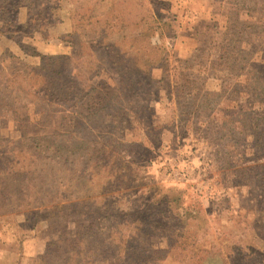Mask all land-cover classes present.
<instances>
[{
	"label": "rangeland",
	"instance_id": "1",
	"mask_svg": "<svg viewBox=\"0 0 264 264\" xmlns=\"http://www.w3.org/2000/svg\"><path fill=\"white\" fill-rule=\"evenodd\" d=\"M0 1V200L19 197L18 168L30 163L27 197L0 214V264L38 263L64 233L62 220L39 218L63 195L88 198L82 176L96 163L106 165L96 172L95 195L111 182L99 202L128 214L138 208L148 222L167 196L171 213L185 223L157 220L176 226L162 230L173 239L184 236L170 249L158 243L164 257L147 264H220L233 246L264 252V169L240 173L253 161L264 163V157L254 160L264 155V123L257 121L264 118V0H102L91 16L98 0H54L51 17L29 0L22 6ZM120 21L131 24L124 30ZM136 22L146 39L139 51L149 69L144 84L132 76L127 44L121 45L127 67L113 68L96 43L101 33L108 34L106 42L129 36ZM42 56L68 57L47 63L43 73L56 68L63 84L73 77L72 108L70 101H51L54 89L32 90L39 80L29 71ZM10 160L18 163L14 179L4 174ZM56 183L60 190L53 189ZM80 210L88 211H70L71 220L87 225L92 219ZM131 228L121 226V235ZM74 232L68 224V234ZM112 235L116 243L119 236Z\"/></svg>",
	"mask_w": 264,
	"mask_h": 264
},
{
	"label": "trees",
	"instance_id": "2",
	"mask_svg": "<svg viewBox=\"0 0 264 264\" xmlns=\"http://www.w3.org/2000/svg\"><path fill=\"white\" fill-rule=\"evenodd\" d=\"M102 0H98L94 3V6L90 8L88 11L93 14V11L96 10L98 2ZM1 2V1H0ZM25 1L20 0L19 2L14 3L15 6H22ZM54 0H29L28 4L36 8H41L42 12L44 11V7L47 8V12L44 13L45 16L51 17L54 11V7L52 3ZM28 5V6H29ZM244 7H237L236 11L243 10ZM28 11V9H27ZM264 14V13H263ZM28 16V23L30 26H33V22H35V17L30 14ZM3 18V17H1ZM119 26L126 29L128 27L129 22L120 21ZM37 26V25H36ZM134 29L129 36H122L119 39L106 42L105 39L108 37L107 33H101L98 35V39L96 43L98 44V48L105 49L107 51L108 58L110 60V64L113 68L126 66L125 56L127 53L123 51L121 45L127 44L128 48L134 54L133 61V70H134V78L140 79L143 82L147 79L144 76V73H148L149 69L143 68L141 65L140 58H144L139 56V51L142 53L141 45L144 41H146L145 36L139 30V22L134 23ZM108 28H112L111 25ZM107 28V29H108ZM76 32H72L70 36H74ZM162 33L158 32V35L161 36ZM64 59H68L66 56H42L40 64L37 67H33L29 74L31 79H37L39 81L37 84L33 82L31 85L32 90H39L40 93H45L47 90L54 89V96L51 97V101L58 100L62 103L71 102L70 108L74 106L76 103L75 92L76 88L72 83L73 77L69 75V81L66 83H61V78L63 76V72L56 71L54 68L50 75H45L43 72L45 70V65L47 63H55L62 61ZM144 61V60H143ZM122 72V71H121ZM145 80H144V79ZM150 76L148 80H150ZM139 82H135V85H138ZM74 110V109H70ZM16 120V119H14ZM74 121H77L74 118ZM257 121H261L264 123V118L257 119ZM259 139V138H258ZM260 140V139H259ZM256 149H258L256 154H261L262 150L260 149L262 145L256 143ZM260 146V147H259ZM57 153L61 152L60 145L57 146ZM254 160H260L264 157L261 155L259 158L254 156ZM100 161L104 162L105 159H101ZM255 165H247L245 167L240 168V173L244 172L245 169H264V163H257L253 161ZM1 164V162H0ZM6 169L4 174L8 175L9 178L14 179L11 174L13 168H16L14 165L18 166L17 162L13 160L7 161ZM26 165L30 166V163L25 162L22 166V169L18 168L19 174L18 177H21V180L18 181L19 189L17 194L19 197L17 199H9L4 198L0 200V214H6L10 212L7 206H13L16 202H23L25 197H27V192L30 188V183L27 182L28 171L25 168ZM106 164L99 165L96 163L92 170L87 169V173L82 176L86 185L90 187L89 197H78L75 199H71L65 195H63L59 201L48 208L47 214L43 217H40L39 220H46L47 223L54 218L60 219L63 222L64 233L56 240L50 242L48 246H46L41 254L37 256L38 263L37 264H147L148 262H152L153 260H161L164 256H162L161 252H165V248L170 249L176 246L178 243H181V239L183 236L181 234L176 235L177 240L173 239L170 232L165 233L162 230L166 228L169 230L176 225L183 226L185 223H178V220L171 213V206L173 201L167 196H162L161 199L158 200V205L154 207L153 212H150L149 221H144V213L138 208L134 209V212L128 214V212L122 208L121 206L110 207L104 201H98V198H106L108 197V193L105 192L106 186H108L111 182L106 181L102 188L100 187L97 195H95V185L94 178L98 177L96 173L99 168H103ZM16 170V169H15ZM14 170V172H15ZM22 170V171H21ZM89 171V172H88ZM121 174L124 173V169L121 167L117 169ZM243 174V173H242ZM133 179L135 177H132ZM136 180H133L135 182ZM70 188H74L76 186L75 179L70 177L66 181ZM4 183V179H0V186ZM61 183H56V189L60 190ZM138 187V185L136 186ZM1 194V192H0ZM137 194L136 192L134 193ZM133 194V195H134ZM22 196V197H21ZM63 202V203H60ZM171 204V205H170ZM43 203L40 204L42 206ZM82 207L83 209H88V211L84 212L80 210L79 214L83 217H88L92 219L89 221L87 225H85V221L81 220H71L70 211H76L78 208ZM113 210V211H112ZM157 211V212H156ZM39 212L35 211L33 214H37ZM156 213L160 214L161 219H153V215ZM172 214V215H171ZM128 217H133L132 221H128ZM172 219V221L170 220ZM28 220V218H27ZM165 222H173L170 225ZM73 223L75 225V232L73 235L68 234V224ZM131 224L132 228L130 232L123 236L121 235V231L119 228L121 226H127ZM65 225V226H64ZM184 227H181L182 230ZM114 232V236H119V240L116 243L111 238ZM184 233V232H183ZM182 233V234H183ZM158 237V238H157ZM260 240L264 242V237L260 236ZM165 244L162 248L158 246L160 243ZM52 248V250H50ZM247 250V253L242 254H234L236 251ZM166 253V252H165ZM238 255H242L239 261L235 260V257ZM256 260L254 261V257ZM220 264H264V252L261 250H255L252 246H247L242 248L240 246H233L232 253H228L221 257Z\"/></svg>",
	"mask_w": 264,
	"mask_h": 264
}]
</instances>
